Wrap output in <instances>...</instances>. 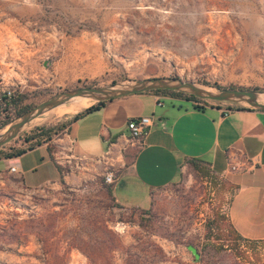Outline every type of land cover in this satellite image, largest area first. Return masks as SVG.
I'll use <instances>...</instances> for the list:
<instances>
[{"label": "rangeland", "instance_id": "1", "mask_svg": "<svg viewBox=\"0 0 264 264\" xmlns=\"http://www.w3.org/2000/svg\"><path fill=\"white\" fill-rule=\"evenodd\" d=\"M160 77L264 91V0H0V104L26 95L19 107L29 111L68 90ZM77 104L47 112L3 149L25 148L40 128L57 130V141L93 106ZM12 109L0 106V124L19 117ZM51 150L65 185L29 189L0 162V264H88L67 231L116 264H264V241L229 222L233 186L210 171L161 190L148 211L125 209L108 168Z\"/></svg>", "mask_w": 264, "mask_h": 264}, {"label": "crops", "instance_id": "2", "mask_svg": "<svg viewBox=\"0 0 264 264\" xmlns=\"http://www.w3.org/2000/svg\"><path fill=\"white\" fill-rule=\"evenodd\" d=\"M239 107L208 103L198 109L189 99L150 91L115 98L72 123L57 141L0 160L1 169L16 168L11 173L29 189L57 184L63 163L50 149L55 144L59 153L108 168L120 207L148 211L158 192L183 182L199 161L233 186L227 214L233 229L246 240L264 241V111ZM142 117L153 125L139 142L128 125Z\"/></svg>", "mask_w": 264, "mask_h": 264}, {"label": "water", "instance_id": "3", "mask_svg": "<svg viewBox=\"0 0 264 264\" xmlns=\"http://www.w3.org/2000/svg\"><path fill=\"white\" fill-rule=\"evenodd\" d=\"M154 90L177 91L205 101L264 111V91L209 87L195 82L184 81L180 78L169 77L125 80L108 86L82 87L68 90L44 100L0 131V150L29 129L33 125L32 122L34 120L58 107L75 104L83 98L90 99L91 104L95 105L115 98ZM189 250L197 259L199 258L195 248L189 247Z\"/></svg>", "mask_w": 264, "mask_h": 264}, {"label": "trees", "instance_id": "4", "mask_svg": "<svg viewBox=\"0 0 264 264\" xmlns=\"http://www.w3.org/2000/svg\"><path fill=\"white\" fill-rule=\"evenodd\" d=\"M217 86L220 87V88H225V87H222V86H219V85H217ZM229 89L250 90L248 88H243V87H239V88L238 87H229ZM252 90H259V89H252ZM150 92L155 93V94L164 95V96L186 98V99H189V100H191L193 102H204L205 104H208V103L221 104L219 102L205 101V100L199 99V98H197L195 96L184 94V93L177 92V91L154 90V91H150ZM25 98H26V95H22L20 98H15V97H9L7 94H5V96L2 98L0 106L3 107L5 111H9V112H12L13 111L12 108L14 107V109H17L16 117H18V116L22 115L24 112H26L29 109V108H26V107H23V108L19 107L20 103L22 101H24ZM105 103L106 102H101V103H97V104L89 107L85 111H83V112L77 114L75 117H73L69 122H67L64 125H62L61 127H59L58 130L67 129V128H69V126L72 123L84 118L85 116H87L89 114H92L94 112L99 111L105 105ZM229 106H231V105H229ZM236 107H239V106H236ZM196 108L199 109V108H204V107L196 106ZM12 119L13 118H10L9 116L6 117L1 122L0 129H2L5 126H7L11 122ZM56 132H57V130H56ZM56 132L53 129H47V128L37 129V130L33 131L31 135H29V136H27L25 138L24 142L27 145L25 148L18 149V150H10V151L7 150L6 148L5 149H1L0 150V160L11 159V158H14V157H18V156L26 153L27 151L32 150L35 147L43 144V143L51 142L52 141V137H53V135ZM193 164H194L193 166H194V168H195V170L197 172H203V173L207 174L206 171L208 169L205 166H202L199 163V161H195ZM61 179H62L61 180V184L65 185L63 177ZM108 190H109V193L112 194L111 185L108 186ZM68 233H69L68 231L65 232V236H64L63 239L67 243L69 249H71V250L72 249L79 250L82 254H84L87 257L88 264H116L115 263V259H94V257H93L94 254L91 253L92 251H90L91 247L85 246V245H89V244H85V243H83V241H79L78 237H77V235L75 233H73L70 236L68 235ZM54 260H55L54 263H50V264H60V263H58L59 259H54ZM132 261H133L132 259H124L123 263L124 264H132ZM134 263H136V262H134ZM136 264H138V263H136Z\"/></svg>", "mask_w": 264, "mask_h": 264}, {"label": "built area", "instance_id": "5", "mask_svg": "<svg viewBox=\"0 0 264 264\" xmlns=\"http://www.w3.org/2000/svg\"><path fill=\"white\" fill-rule=\"evenodd\" d=\"M196 106L205 107L204 102H195ZM226 112H229L228 110ZM153 122L150 117H142L137 120H133L129 123L128 128L131 132L132 139L135 141H143L145 136L147 135L149 129L152 127ZM236 166H232V170H236ZM10 171L12 173L16 172V168L11 167ZM105 181L107 184L112 185L115 183V175L113 173H108L105 177Z\"/></svg>", "mask_w": 264, "mask_h": 264}, {"label": "bare ground", "instance_id": "6", "mask_svg": "<svg viewBox=\"0 0 264 264\" xmlns=\"http://www.w3.org/2000/svg\"><path fill=\"white\" fill-rule=\"evenodd\" d=\"M82 100L83 101L80 100L81 102H79L77 104L76 110H81V109L87 107L91 103V100L88 98H83Z\"/></svg>", "mask_w": 264, "mask_h": 264}]
</instances>
